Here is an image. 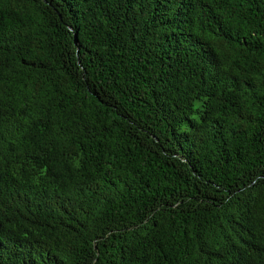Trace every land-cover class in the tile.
Here are the masks:
<instances>
[{
	"label": "trees",
	"instance_id": "obj_1",
	"mask_svg": "<svg viewBox=\"0 0 264 264\" xmlns=\"http://www.w3.org/2000/svg\"><path fill=\"white\" fill-rule=\"evenodd\" d=\"M0 264H264V0H0Z\"/></svg>",
	"mask_w": 264,
	"mask_h": 264
}]
</instances>
